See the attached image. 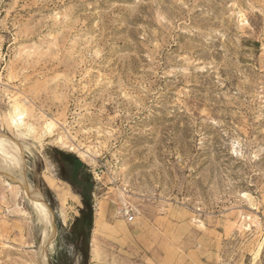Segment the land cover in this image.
I'll list each match as a JSON object with an SVG mask.
<instances>
[{
	"label": "rangeland",
	"instance_id": "rangeland-1",
	"mask_svg": "<svg viewBox=\"0 0 264 264\" xmlns=\"http://www.w3.org/2000/svg\"><path fill=\"white\" fill-rule=\"evenodd\" d=\"M0 150V264L31 195L47 264L89 195L90 264H264V0H0Z\"/></svg>",
	"mask_w": 264,
	"mask_h": 264
},
{
	"label": "trees",
	"instance_id": "trees-1",
	"mask_svg": "<svg viewBox=\"0 0 264 264\" xmlns=\"http://www.w3.org/2000/svg\"><path fill=\"white\" fill-rule=\"evenodd\" d=\"M51 152H54L58 157L54 160L62 171H67L68 160H72L77 165L86 182L91 181V176L86 173L88 171L87 167L75 156L63 154L57 150H51ZM63 159H66V161ZM66 181L68 180L66 179ZM83 205L84 208L80 210V216L74 220L70 230L62 237V240L73 247L74 253L78 258V264H90V241L94 222L93 202L90 195L87 201L83 199ZM67 257V252L60 250L55 257L54 264H74V261H68Z\"/></svg>",
	"mask_w": 264,
	"mask_h": 264
},
{
	"label": "bare ground",
	"instance_id": "bare-ground-1",
	"mask_svg": "<svg viewBox=\"0 0 264 264\" xmlns=\"http://www.w3.org/2000/svg\"><path fill=\"white\" fill-rule=\"evenodd\" d=\"M15 111H16L17 115L21 116V119H23L24 114H25L23 106L22 107H21V105L20 106L19 105L16 106V110ZM6 155L7 154L4 151L0 150V158L1 157H5ZM0 171H2L1 168H0ZM54 182H55V180H54ZM22 185H23V187H25V184L23 182H22ZM8 186H9V184H8ZM51 186H54L52 182H51ZM55 187H56V185H55ZM25 191L28 192V193L30 192L27 187H25ZM30 197L32 198V201L35 203L36 207L39 209L40 218H41L42 222L45 225V231H44V236L45 237L43 238V242H42V245H41V260H42L43 264H47V259H46V256H45V248L44 247H45V245L47 243V239H48L47 236H48V229H49L50 224H51V213L47 209L46 205L42 202V199L39 196L31 195Z\"/></svg>",
	"mask_w": 264,
	"mask_h": 264
},
{
	"label": "built area",
	"instance_id": "built-area-1",
	"mask_svg": "<svg viewBox=\"0 0 264 264\" xmlns=\"http://www.w3.org/2000/svg\"><path fill=\"white\" fill-rule=\"evenodd\" d=\"M133 219V218H132Z\"/></svg>",
	"mask_w": 264,
	"mask_h": 264
}]
</instances>
